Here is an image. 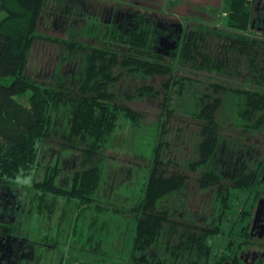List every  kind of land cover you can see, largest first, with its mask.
<instances>
[{"label": "trees", "instance_id": "trees-1", "mask_svg": "<svg viewBox=\"0 0 264 264\" xmlns=\"http://www.w3.org/2000/svg\"><path fill=\"white\" fill-rule=\"evenodd\" d=\"M71 1L0 0V80L13 78L10 84L0 81V186H16L23 192L15 180L33 174L32 187L41 194L32 215L50 217L48 204L54 206L57 197L68 200L60 227L52 231L54 241L63 237L70 243L75 237L81 249L105 257L102 250L108 234L102 240L100 229H95L101 222L82 226L84 220L78 224L77 213L91 207L103 211L98 192L105 177L104 151L109 137L129 125L143 139L149 137L148 153L137 152L149 171L140 197L124 212V258L129 264H210V238L223 235L231 188L257 187L264 168V155L253 153L259 146L248 144L252 135L264 136V74L258 63L264 58V37L251 36L250 0H226L228 14L222 29L187 25L185 36L168 55L157 51L159 30L146 16L137 18L133 28L128 23L122 28L107 26L98 18L73 16ZM46 16L61 22L66 38L40 32ZM208 34L220 40V58L215 57ZM41 40L59 46V66L72 63L77 71L66 76L58 69L49 84L29 77V54ZM245 71L248 87L240 84L244 81L227 80L230 73L236 80ZM158 78L164 81L161 90L154 86ZM127 80L130 83L122 87ZM156 99H161L156 121L144 125V115L130 104ZM173 117L181 128L171 125ZM190 123L194 124L191 130ZM52 137L58 140L56 161L61 153H78L80 163L66 188L58 186L57 173H47L42 183L34 181L39 154ZM172 141L175 146L189 142L187 161L167 160L165 152ZM235 160V178L228 179L223 172L232 170ZM189 173L195 175L200 190L214 192L219 210L211 221L200 224L184 213L178 216L169 205L170 197L186 188ZM4 227L0 222V232ZM232 238L229 235L228 255L233 253ZM220 259L215 257L213 264H221ZM95 260L121 264L122 259Z\"/></svg>", "mask_w": 264, "mask_h": 264}, {"label": "rangeland", "instance_id": "rangeland-1", "mask_svg": "<svg viewBox=\"0 0 264 264\" xmlns=\"http://www.w3.org/2000/svg\"><path fill=\"white\" fill-rule=\"evenodd\" d=\"M84 0H81L83 2ZM90 4L94 5L95 12L101 14L104 9L118 8L123 11L126 8L134 12L138 11L141 15L146 16H157L160 20L163 19L165 23L166 20H173L175 22L184 23L186 26L195 27L203 25L204 27L210 28H224L226 25V15L227 13V2L226 0H85ZM92 5V6H93ZM98 9V10H97ZM165 19V20H164ZM162 22V21H161ZM82 25L86 22L82 20L79 21ZM85 25V24H84ZM39 30L42 34L53 37H62L66 38L67 35L62 34L61 22L52 18H44L43 22L39 25ZM80 30V29H79ZM253 36L255 39H260L261 35L254 32ZM263 37V36H262ZM208 40L211 43L212 51L215 54L216 58H220V40L214 37L212 34H208ZM91 43H96L91 41ZM61 50L58 45L47 42V41H37L28 58V64L26 67V74L33 78L34 80L41 83H53V79L58 71L61 70L62 74L68 76L72 75L77 71L75 64H63L61 62ZM233 61L236 60L235 57H232ZM258 62V61H257ZM259 67L262 68L264 74V58L263 60L259 59ZM239 67V66H238ZM180 74H182L181 69ZM246 70V69H245ZM185 71L188 72L186 69ZM242 72V70H241ZM77 75V74H76ZM239 79L234 80L232 73L226 76L227 80L235 81L242 85L246 83L248 75L247 72H243L237 75ZM221 78V77H220ZM223 78V77H222ZM3 84H10L13 81V78L1 79ZM163 79H155L154 86L156 89L161 90V85L163 84ZM130 81L122 84V87H125V84H129ZM161 99H156L154 101H145L139 102L134 101L131 107L135 111H140L144 115L143 124L148 125L156 121L159 112ZM229 118V117H228ZM229 121V120H228ZM59 125V124H57ZM171 125H174L177 128L180 127V121L174 117L171 120ZM192 127H189L190 130L193 128V123H190ZM184 128V127H183ZM188 128V130H189ZM190 132V131H188ZM234 133L239 136L238 131ZM143 134L136 130L134 127L129 128V125L123 127L115 134L109 137L108 147L104 151L105 155V177L100 188L99 197L102 198L103 211L99 212L96 208H89L83 210V213L78 214V224H84L82 226H87L89 222L94 220L100 221V225L95 227V229H100L98 233L99 238H102L108 234L107 241L105 243L106 252L104 256H98L97 254L89 253L81 249V244L76 243L75 237H71L69 242H66L63 237L57 238V241L60 243L59 252L51 253L52 255H61L63 259H47L46 264H99L95 259H111L112 262L117 259L120 260L121 264H129L126 261L125 257V231H126V217L124 212L134 204L141 195V189L145 183L144 178L148 174V168L145 167L146 161L141 157L137 156V152H147L148 148L145 146L146 140L142 138ZM251 136V135H250ZM248 136V138L250 137ZM176 137V135H175ZM246 136L244 135V140ZM172 139V138H171ZM58 140L55 137H52L50 140L46 141L42 147V150L39 154V165L35 171V179L37 183L46 181L45 178L47 173H57V184L58 186L68 187L71 182V173L78 168L80 161L78 160V153L67 152L61 153L59 158L60 161H56L57 155H59V146ZM147 143V142H146ZM248 144L259 146V149L253 150L254 154L263 157L264 155V136L261 134L252 135L249 138ZM247 144V145H248ZM245 145V146H247ZM248 145V146H249ZM189 142H185V146L178 144L175 146L174 141L171 142V147L166 150L165 155L168 159L176 161H187L191 157V149L189 148ZM254 148V147H253ZM53 161V162H52ZM250 166L255 167L253 160L248 161ZM233 163V164H232ZM231 163V169H227L223 172L225 176L235 178L234 170L236 160ZM233 166V167H232ZM264 171V168H263ZM190 180L187 182L186 188L180 193L177 197H170L169 205L172 208H176L177 215L184 213L186 216L193 217L198 223L202 224L207 221L212 220V216L217 213L219 210L215 204L214 192L212 189L200 190L198 184L196 183L195 175L189 173ZM69 177V179H68ZM34 175L28 174L24 176H19L15 182L16 184L23 188V192L20 194L19 203L22 204V212L18 214V218L22 220V231L29 232L30 237L33 239L43 240L42 237L46 235L49 243L54 245L53 232L57 231L59 228V223L61 222L60 218L62 216V208L65 206L66 201L65 197H57L55 202L56 204H48V216L44 219L37 213L32 215L31 211L35 209L37 205V198L41 194L40 190L33 189L32 181ZM16 187V186H14ZM264 190V184H260L257 187L249 189H234L231 188V201L230 209L228 211L227 217L224 219L222 230L220 235H216L210 238V241L213 245V254L210 259V264H213L215 257L220 259L221 264H227L233 262L236 264L237 259H231L233 253L228 255L227 245L229 235H233L231 249H234L237 245L236 240L240 241L242 239L237 238L238 233H241L243 230L246 232V229H243L244 225H250L252 219L248 222L247 211L251 206V202L255 204L252 207V212H255V207L257 204L258 198L261 196V191ZM254 195L257 196L254 198ZM47 197H55L50 192H45ZM253 199V201H252ZM75 201V200H74ZM72 201V202H74ZM68 205H71L70 201ZM54 207V208H53ZM243 210L245 214L242 215ZM53 216V217H51ZM108 227L103 228V223ZM99 227H102L103 230ZM87 229V228H86ZM49 230H51L49 232ZM45 231V233H43ZM42 232V233H41ZM48 232L50 236L48 235ZM52 237V238H51ZM86 235L84 234L82 238L84 239ZM249 240V236L245 235L242 242ZM47 241V242H48ZM250 241V240H249ZM256 242V241H255ZM260 244V242H259ZM88 248L90 246H87ZM127 248V247H126ZM90 249V248H89ZM229 250V249H228ZM225 254V255H224ZM224 255V256H223ZM223 256V257H222ZM234 260V261H233ZM54 261V262H53Z\"/></svg>", "mask_w": 264, "mask_h": 264}, {"label": "flooded vegetation", "instance_id": "flooded-vegetation-1", "mask_svg": "<svg viewBox=\"0 0 264 264\" xmlns=\"http://www.w3.org/2000/svg\"><path fill=\"white\" fill-rule=\"evenodd\" d=\"M92 5L85 0L83 2L72 0L71 14L76 17L98 18L107 26L116 24L120 28L127 23L130 28H133L137 18L142 16L138 11L134 12L130 8L125 9L128 11L118 8L104 9L99 14L95 12V7ZM249 6L252 11L250 33L256 32L264 37V0H250ZM145 19L152 22L159 30L156 49L159 53L166 55L170 53L169 46L173 44V48L176 47L177 42L185 36V30L189 28L184 23L173 20H166L164 23L163 19L160 20L156 15H146ZM263 175L264 171L261 178ZM261 183L264 184V180H261ZM21 192L22 190L16 187L0 186V222L6 226L0 232V264H46L47 259H63L61 255L50 256L52 252H59L61 246L58 241L52 246L46 239V235L42 237L43 240L33 239L29 232L22 231L23 223L18 218V214L23 211L22 204L19 203ZM256 197L254 195V198ZM253 206L255 204L251 202L246 214L248 222L252 219V223L244 225L243 229L245 228L246 232L242 231L237 236L242 240L245 235L247 238L249 236L250 241L236 240V247L231 249L233 252L231 259L235 260L236 256L239 257L236 264H264V190L261 191V196L257 200L255 212H252ZM227 264H233V262Z\"/></svg>", "mask_w": 264, "mask_h": 264}, {"label": "water", "instance_id": "water-1", "mask_svg": "<svg viewBox=\"0 0 264 264\" xmlns=\"http://www.w3.org/2000/svg\"><path fill=\"white\" fill-rule=\"evenodd\" d=\"M173 48V44L171 46H169V50ZM262 180H264V175H263V178Z\"/></svg>", "mask_w": 264, "mask_h": 264}]
</instances>
